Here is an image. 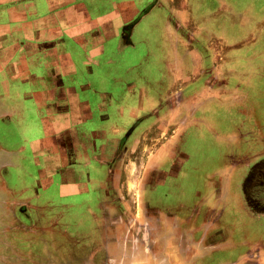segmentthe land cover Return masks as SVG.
I'll list each match as a JSON object with an SVG mask.
<instances>
[{
    "label": "rangeland",
    "instance_id": "rangeland-1",
    "mask_svg": "<svg viewBox=\"0 0 264 264\" xmlns=\"http://www.w3.org/2000/svg\"><path fill=\"white\" fill-rule=\"evenodd\" d=\"M59 1L36 0L37 4L34 3L38 14H27L26 22L32 28L34 20H39L37 17L40 16L39 18L47 17L45 20L49 26L56 24L58 27L69 28V16L59 10L50 11V7L61 3ZM118 1L115 4H119ZM164 2H170L171 8L185 9L187 25L196 30L191 33L182 29L179 34L170 33V29L156 24L157 28L153 26L151 35H148L146 28L142 31L137 29L138 31L129 37L131 44L135 45V50L133 53L129 52L131 48L127 47V44L124 49V52H129V63L133 65L140 61L132 79L135 78L133 80L138 82L140 73L142 80L138 82L139 86H146L152 92L156 82L166 80L164 85L158 86L157 96H154L153 92V102L158 99V103L160 101L164 104L162 101L165 97L169 99L168 94L172 91L178 96L177 100L181 105L185 100V91L178 88V85H183L185 80L177 84L170 76H163L170 72L178 51L179 56L186 61L185 70L190 76H211L215 71L219 73L217 76L228 81L225 87L219 89H226L228 92L232 89L231 96L226 94L222 97V102L226 105L222 102L215 105V101H211L209 107L206 105L205 108L203 104L200 112L201 118H206L205 124L194 127L189 123L185 126L186 146L182 140H177L178 137L175 143L165 144L171 135H180L183 131L180 128L175 129L174 134L172 128L165 127L166 121L170 124L171 120V114L166 109L152 114V119L157 121L160 127L155 129L154 125L143 123L136 137L133 135L129 139L125 145L123 164L120 163V196L123 203H119V216L125 219L126 224L122 226L124 232L121 226L116 228V232L125 234V237L119 236L117 242L120 240V249L124 246L121 252L142 255L138 256L141 260L137 257L136 264H248L245 263L246 256L253 251L258 254L251 259L253 264H264V183H261L264 181V170L259 179L255 176L250 179V194L244 186L249 169L264 161V67L259 65L263 68H254L253 72L245 58L241 59L240 56L245 57L246 48H231V39L242 37L235 27L238 28L237 23L244 17L246 6L264 10V0H144L141 4L144 7L142 11L146 8L144 15L152 7L162 6ZM148 5L151 7H147ZM112 8L109 4H104L100 10H90V19L95 20L98 18L97 14H100L104 15L105 21L112 20L114 17L105 16L119 10L114 8L113 11ZM162 15H168V12ZM148 16H145L146 20L149 19ZM72 19L75 22L74 28H78L81 23H77V18ZM182 20H185V15ZM255 21L256 19L254 23ZM176 24H182L181 20H177ZM16 27L17 25L14 29ZM261 28H264V24H254L255 33L258 34ZM147 38L151 46L144 42ZM24 40L26 38L22 34L16 35L15 42L23 43ZM185 42H190L187 47L191 51H188ZM149 48L151 55L147 56ZM113 51L111 53L109 50L111 54L107 51L101 59L121 58L122 52L117 54V50ZM231 51H237L239 63L243 62L238 64V70L233 67V62L231 64ZM194 53L205 63L202 67L205 69L204 74H201L202 68L196 64ZM214 59L215 62L212 63ZM215 63L217 65L214 66ZM30 67L31 74L39 71L33 64ZM248 69L251 76L247 75ZM98 72L108 77L115 76L114 70L104 69ZM148 73L151 76H144ZM230 77L233 79V86L230 85ZM3 79L0 73V96L7 85ZM147 80L151 81L150 85L146 84ZM8 81L12 94L15 89L30 92L34 86L24 83L23 77ZM64 81L68 85V82ZM199 81H203V78ZM4 97L2 104L6 105L7 92ZM201 99L204 101L208 98ZM25 102L27 105L31 104L30 101ZM1 109L3 110H0V115L2 111H6L4 106ZM41 117L38 112L29 110L21 127L15 120L0 116V264H111L112 261L103 256L108 242L103 240V227L95 217L102 216V213L92 212L93 207H85L86 204L84 207L83 204H78L77 207H80L81 211H77V207L71 203L75 201V197L61 195L62 191L72 190V184L63 181L59 186L58 180L51 175L40 178L44 161L42 155H34L35 148L52 151L55 143L60 142V135L54 126L45 131L46 137L43 138ZM187 118V112L179 113L174 121L180 123L187 120L198 123L199 120L197 113ZM130 130L132 129H129L127 134ZM21 147L24 149L18 150ZM11 151L17 154L12 156ZM185 152L191 155V162L187 167L189 180L185 181L190 202L188 209L179 203L171 202L146 207L143 187L147 177L151 172L158 171L164 176L161 178L164 183L167 175H175L178 172L182 175L185 173ZM4 158L9 159L8 165L4 163ZM236 158L238 166H235ZM172 159L179 164L176 170L170 169ZM99 166L95 164L92 174L100 180L97 171L101 168ZM193 168L197 170H192ZM201 173L206 176V181L203 183L202 193L196 197L195 187L203 179H199ZM227 175H232L228 189L220 184L225 181ZM50 179L51 186L46 189L39 186L46 184ZM90 189L95 191L97 187L94 189L91 186ZM100 200L109 201L108 195L101 194ZM115 202L110 201L114 205ZM66 205H72L74 210L68 211ZM223 233L225 238L228 236L227 242L225 238L220 239ZM104 236L108 238L106 234ZM260 245H263V248H260ZM220 246H224V249H220ZM55 251L59 252L58 256H55ZM64 252L66 254H63ZM207 253L213 256L223 255V258L215 262ZM149 254L152 256L149 257ZM76 256L78 258H75ZM130 258L133 260L134 257H127V264L134 263H130Z\"/></svg>",
    "mask_w": 264,
    "mask_h": 264
},
{
    "label": "crops",
    "instance_id": "crops-1",
    "mask_svg": "<svg viewBox=\"0 0 264 264\" xmlns=\"http://www.w3.org/2000/svg\"><path fill=\"white\" fill-rule=\"evenodd\" d=\"M60 1V4L50 7V11L59 10L64 15L69 16L71 18L69 28L58 27L56 24L49 26L47 20H45L47 17L39 18L38 15L36 16L39 20H34V25L31 28L26 17H28L27 14H38L35 5V3L37 4L36 0H0V73L4 77L3 81L7 84L3 89V95L0 96V110H3L1 108L4 106L6 111H2L0 116L13 119L17 125L21 124V127H23L29 110L38 112L42 115L43 138L46 137L45 131L47 132L49 127L54 126L56 132L60 135V142L55 143L54 149L52 151H42L41 147L39 149L35 148L34 155H42L44 161L43 168L40 169V178L51 175L58 180L59 186L62 185L63 181L69 183V185L72 184V190L62 191V196L75 197V201L71 202L74 203L75 208L78 204H83L82 207L86 204L85 207L90 205L93 207L92 212L102 213V216L95 217L98 218V224L103 227V240L108 242L107 250L104 249L103 256L109 258L112 261L111 264L114 262L116 264H127V257H134L133 260L131 258L129 260L130 263L134 261L131 264H136L137 257L142 255H137L134 252L130 254L125 251L121 252L124 246L120 249V240L118 242L117 240L119 236L125 237V234L122 235L121 232H116V228L120 226L122 228L126 224L125 219L119 216V203L120 205L123 203V198L120 196L122 191L120 169L125 157V145L133 135L136 137L143 125L140 123L143 122V117L144 119L148 117L147 114L151 115L144 123L154 125L155 129L160 127L157 121L152 119V114L157 113L160 109L162 111L166 109L171 114L170 124L166 121L165 127L172 128L173 133L175 129H183L181 136L179 134V136L171 135L170 138H166L165 144L175 143L179 139L180 142L182 140L185 144V126L189 123L194 127H200L201 124L204 126L205 124L206 118H201L200 112L203 104L206 108V105L209 107L211 101H215V105L217 102L221 103L224 95L230 94L231 96L230 91L232 89H229V92L226 89H219L225 87L228 81L223 80L221 76H217L219 73L215 71L210 74L211 76H190L186 71V61L179 56L178 51H176L177 57L171 65L170 72L163 76H170L172 81L174 79L177 84L185 80L183 85H178V88H183L185 91V100L181 105L177 100L178 96L172 91L168 94L169 99L165 97L162 101L164 104L160 101L158 103V99H154L155 102H153L151 98L153 92L155 93L154 96H157V88L164 85L166 80L156 82L152 92L146 86L143 88L139 86L140 83L138 82L142 80L140 73L138 74V82L134 81L135 78L132 79L140 65V61L138 64L132 65L129 63L131 60L127 59V54L135 50V45L131 44L129 37L138 31L137 29L142 31L143 28H146V33L151 35V30L157 28L156 24L170 29V33L179 34L182 29L191 33L195 32L196 29L187 25L185 9L171 8L170 2H164L162 6H155L141 17V11L144 8L141 4L144 0H119V4H115L117 0H101L102 2L99 0ZM104 4L113 7V11L114 8L119 9L118 12L112 15L109 13L105 15L107 17L112 16L114 19L105 21L104 15L97 14L98 18L91 20V11L93 9L100 10ZM161 12L162 14L168 12V15H162ZM235 13L237 15V10H235ZM263 14V8H253L247 5L244 17L241 18L240 24L237 23L238 28L235 27V30L240 32L242 37L231 39V48H246L245 57L240 56L241 59L245 58L246 63L253 72L254 68H258L259 65L264 67V28H261L258 34L254 31V24H264ZM184 15L185 20L183 21ZM79 16H81V19H79ZM145 16H148L149 19L146 20ZM72 18H77V23H81L78 28H74L75 22ZM179 19L182 24H176ZM32 21L33 19L30 20V23ZM53 23H55L54 19ZM15 25L17 27L14 29ZM19 34L26 38L23 43L15 42L16 35ZM144 42L151 46L150 43L148 44L150 42L148 38ZM126 44L127 47L131 48L127 53L124 52ZM187 45H190V42H185L186 47ZM187 48L188 51H191L189 47ZM109 50L111 53L114 52L113 50H117L119 52L117 54L122 52L121 58H118V60L101 59L103 54L104 56L107 54V51L108 54H111ZM150 52L149 48L147 56L151 55ZM231 54V64L233 62V67L238 70V64H243V62L239 63L237 51L234 53L231 51ZM194 59L197 66L202 68L205 65L204 61L202 62L199 56L196 57L195 53ZM254 61L256 63H253ZM214 62L215 59L212 63ZM31 64L39 68V71L35 74H31ZM213 65H217V63ZM104 69L114 70L113 74L115 76L108 77L98 72V70L103 71ZM204 70V68L201 69V74H204ZM148 75L149 73L144 76ZM247 75L251 76L250 69H248ZM20 77H23L24 83L34 85L32 91L27 92L24 89L16 91L15 89L13 94L10 93L8 80H16ZM201 78H203V81L200 82ZM64 80L68 82V85ZM232 81L233 79L230 77L231 86H233ZM146 84L150 85L151 81L147 80ZM196 85L199 88H194ZM5 92H7L8 99L6 105L2 104L5 99ZM10 95H13V97L11 98ZM202 97L208 99L202 101ZM235 100L237 102V97H235ZM25 101H30L31 104L27 105ZM185 112H187L188 118L197 113L198 123L187 122V120L180 123L174 121L179 113ZM129 129L132 130L127 134ZM236 133L237 129L235 135ZM176 137H178L177 140ZM22 149L24 147L18 150ZM10 154L13 156L17 153L11 151ZM185 156L190 158V153L185 154ZM95 161H98V163ZM5 162L7 165L10 163L9 159H5ZM95 164L101 167L97 170L98 177H101L100 180L92 174ZM235 166H238L237 158L235 159ZM255 166L249 169L247 177L250 176ZM187 169L185 168V175L189 174ZM197 169L199 168L197 167ZM179 176L182 175L176 177ZM201 176H205L204 173H201ZM231 176L227 175L225 181L220 183L226 189L231 185ZM226 182L227 184H225ZM51 185V179L44 185L39 184L40 187H45V189ZM75 186L76 188H74ZM91 186L94 189L97 187V189L92 191ZM245 189L250 194V188ZM36 191H38L37 185ZM210 193L213 195L212 192ZM101 194L108 195L109 201L102 202L100 200ZM111 200H114L115 205L110 203ZM66 206L69 209L68 211L74 210L72 205ZM76 210L81 211L80 207H77ZM122 230L124 232V228ZM224 233L220 236V239L222 237L227 242L228 236L225 238ZM105 234L108 237L107 239L104 236ZM134 242H136V239H134ZM258 242L256 238V244ZM226 246L228 247V244ZM259 247L263 248V245ZM221 248L224 249V246H220ZM229 249L232 248L229 247ZM58 253V251H55V256H58ZM63 254H66V252ZM151 256L152 254H149V257ZM208 256L213 257L215 262L223 258V255L213 256V254H208ZM255 256H258V254L254 251L247 255L245 263L253 264L251 259ZM75 258H78V256ZM138 258L141 260V257Z\"/></svg>",
    "mask_w": 264,
    "mask_h": 264
},
{
    "label": "flooded vegetation",
    "instance_id": "flooded-vegetation-1",
    "mask_svg": "<svg viewBox=\"0 0 264 264\" xmlns=\"http://www.w3.org/2000/svg\"><path fill=\"white\" fill-rule=\"evenodd\" d=\"M147 7H151V6L148 5ZM153 8L154 7H152L150 10H152ZM145 9L143 10V12H141L142 13L140 15L141 17L144 16V14L146 12ZM149 117L150 116L148 115V117L146 119H143V122H141L140 124H143ZM137 122L139 123L140 120ZM122 145H121V148H122ZM185 146H186V142H185ZM185 154H187V152H185ZM190 162H191V155H190V158H187L185 156V161H184L183 166H185V168L187 169L186 166L189 165ZM169 165H170L171 170H176V168H178L179 164H178V162H176V160L172 159V163ZM192 170H197V169H192ZM263 170H264V162L256 165L252 169L250 177L246 178V181L244 183L245 188L249 189L251 186V185H249L251 183L250 179L253 176H255L256 179H259V177H261V175H262ZM179 174H180V172L175 173V175H167L166 179L164 180V183H162L161 178H163L164 176L161 175L160 172H158V171L151 172L150 176L147 177L145 186L143 187L144 200H145L146 207H156V206H160L162 203L166 204V203L171 202V203H179L182 206H185L186 209H188L187 207L190 206V202L188 201V193H187V188L185 187V181L187 179L189 180V174L190 173L187 175H185V173H183L184 175L182 174L181 177L180 176L176 177ZM196 175H198V174H196ZM263 176H264V173H263ZM199 179L200 180L202 179V180L200 181L199 185H196V187H195V189H196L195 196L196 197L200 196V193H202V191H203V189H202L203 184L202 183L205 184V181H206L205 176H203V177L200 176ZM261 183H264V181ZM193 186L194 185H192V188H193ZM197 187H199V188H197ZM197 191H198V193H197Z\"/></svg>",
    "mask_w": 264,
    "mask_h": 264
}]
</instances>
